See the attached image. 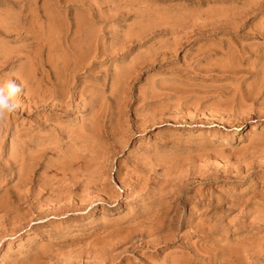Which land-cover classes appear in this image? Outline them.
Returning a JSON list of instances; mask_svg holds the SVG:
<instances>
[{"label": "rangeland", "instance_id": "374dc122", "mask_svg": "<svg viewBox=\"0 0 264 264\" xmlns=\"http://www.w3.org/2000/svg\"><path fill=\"white\" fill-rule=\"evenodd\" d=\"M9 80L0 264H264V0H0Z\"/></svg>", "mask_w": 264, "mask_h": 264}, {"label": "clouds", "instance_id": "9594fccd", "mask_svg": "<svg viewBox=\"0 0 264 264\" xmlns=\"http://www.w3.org/2000/svg\"><path fill=\"white\" fill-rule=\"evenodd\" d=\"M22 91V86L14 80H9L5 84L0 85V128L3 127L10 115L19 107L15 99Z\"/></svg>", "mask_w": 264, "mask_h": 264}, {"label": "bare ground", "instance_id": "6f19581e", "mask_svg": "<svg viewBox=\"0 0 264 264\" xmlns=\"http://www.w3.org/2000/svg\"><path fill=\"white\" fill-rule=\"evenodd\" d=\"M66 59H68V58H66ZM66 59H65V60H66ZM65 62H66V61H65ZM81 111H82V110H81ZM232 141H233V140H232ZM76 158H77V157H76ZM178 201H179V200H178ZM7 203H8V202H7ZM175 208H176V207H175ZM170 216H171V215H170ZM171 217H172V216H171ZM169 218H170V217H169ZM147 219H148V218H147ZM147 219H146V220H147ZM170 220H171V219H170ZM169 222H170V221H169ZM143 230H144V229H143ZM157 231H158V229H157ZM165 231H166V230H165ZM136 233H137V232H136ZM143 234H144V233H143ZM128 235H129V234H128ZM128 235H127V236H128ZM150 236H151V235H150ZM142 237H143V236H142ZM135 239H136V238H135ZM116 240H117V239H116ZM129 240H130V239H129ZM146 240H147V239H146ZM131 241H132V240H131ZM156 246H157V245H156ZM113 247H114V245H113Z\"/></svg>", "mask_w": 264, "mask_h": 264}]
</instances>
